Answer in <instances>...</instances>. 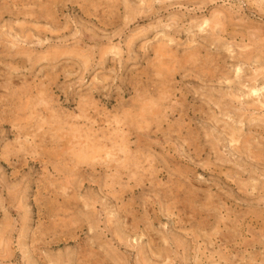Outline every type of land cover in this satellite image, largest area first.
Listing matches in <instances>:
<instances>
[{
	"label": "rangeland",
	"instance_id": "1",
	"mask_svg": "<svg viewBox=\"0 0 264 264\" xmlns=\"http://www.w3.org/2000/svg\"><path fill=\"white\" fill-rule=\"evenodd\" d=\"M0 264H264V0H0Z\"/></svg>",
	"mask_w": 264,
	"mask_h": 264
},
{
	"label": "bare ground",
	"instance_id": "2",
	"mask_svg": "<svg viewBox=\"0 0 264 264\" xmlns=\"http://www.w3.org/2000/svg\"><path fill=\"white\" fill-rule=\"evenodd\" d=\"M206 21V20H205ZM236 133V132H235Z\"/></svg>",
	"mask_w": 264,
	"mask_h": 264
}]
</instances>
